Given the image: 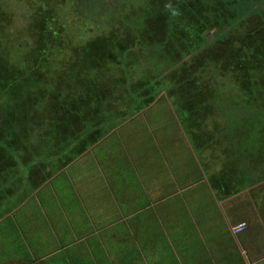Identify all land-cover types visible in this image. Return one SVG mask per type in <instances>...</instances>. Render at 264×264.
<instances>
[{
  "label": "trees",
  "instance_id": "1",
  "mask_svg": "<svg viewBox=\"0 0 264 264\" xmlns=\"http://www.w3.org/2000/svg\"><path fill=\"white\" fill-rule=\"evenodd\" d=\"M107 1L0 0V261L247 264L219 203L264 212V0Z\"/></svg>",
  "mask_w": 264,
  "mask_h": 264
},
{
  "label": "rangeland",
  "instance_id": "2",
  "mask_svg": "<svg viewBox=\"0 0 264 264\" xmlns=\"http://www.w3.org/2000/svg\"><path fill=\"white\" fill-rule=\"evenodd\" d=\"M79 1V0H78ZM89 1H93L94 2V7H96L97 6V3L98 2H100V4H106L108 1L107 0H84V4L83 5H86L87 3H89ZM69 7L71 8L72 7V5H69ZM9 8L10 9H13V10H15V18H14V24L15 25H19V29L17 30V35L21 32V28H23V26H24V24H23V22L21 21V19L22 18H25L26 16H27V10H26V5H21L20 3H10L9 4ZM92 27V29H93V31H97V29H96V25H95V23L93 22V24L91 25ZM168 105H170L169 103H168ZM152 108V107H151ZM147 111V110H146ZM146 111H144V112H142V114H144ZM175 115V114H174ZM140 115H138V116H136L135 118H137V117H139ZM132 133H134L133 131H132ZM82 158V157H81ZM80 158V159H81ZM79 159V160H80ZM79 160H77V161H75V163H77ZM74 163V164H75ZM82 164V163H81ZM107 181H108V179H106ZM258 192H260V190L258 191ZM117 193L116 192H114V195L116 196V197H118L117 195H116ZM256 194H257V196H258V194L259 193H257L256 192ZM260 194H264V190H262V192H260ZM49 200V206H47V207H45L46 209H45V211H47V213L48 212H50V214H51V216H52V220H54L55 219V217L57 218V212H54V211H52L51 210V208H50V206H53L54 205V203H55V200L54 199H48ZM256 196L254 197V195H253V193L252 192H250V191H246V192H243V193H241V194H237V195H235V196H233V197H231L230 199H228V200H226V201H224L223 203H226V207H223V208H226V209H229V207L231 206V208H236V209H238V215H237V217H236V219H240V220H242L243 218H250V219H252V217H248V211H251V212H255V213H260V217H264V212L261 210V208H259V206H258V204H256ZM57 201V203L59 204L60 202H61V198H60V196H59V194H58V199L56 200ZM119 201V200H118ZM223 203H221V204H223ZM60 205V204H59ZM83 207L85 208V212H88L89 210L87 209V207H89L88 206V204H86V203H83ZM220 207V206H219ZM90 208V207H89ZM58 210V209H57ZM118 210H119V212H121V213H123V212H125V209H124V207H121L120 205L118 206ZM220 210L221 211H224V212H226V210H223V209H221V207H220ZM52 212V213H51ZM54 212V213H53ZM23 213V211H21L20 212V214H19V216L21 215ZM112 213H115L114 211L112 212ZM89 214V213H88ZM227 214H228V211H227ZM135 216V213H133L132 215H130V216H128V217H124V218H122L121 220H119L117 223H114L111 227H114L116 224H118V226H117V228L118 229H121V228H124V225L122 224V223H126V228L128 227V224H127V221L129 220V219H131L132 217H134ZM89 217H90V214H89ZM229 220H227L226 219V222H227V224H228V226H229V222H231L232 223V221H233V218L232 217H230L229 216V218H228ZM18 220V219H17ZM38 222V221H37ZM37 222L35 223V224H37ZM247 223V222H246ZM44 224V222L43 223H41V225H43ZM250 224H251V222H250ZM249 224V225H250ZM236 224L235 223H233V226H235ZM264 226V225H263ZM50 227H52V226H50ZM103 230H104V228H102ZM128 232L125 234V236H124V234L123 235H121L120 233H119V238L120 239H122L123 240V242L127 245V246H129V247H131V248H133V246H134V244L132 243L135 239H134V237H133V235H132V240L130 239V235H131V230H130V228L128 229H126ZM120 231V230H119ZM249 231H251V228H249ZM49 233H48V237H51L52 236V233H51V231H48ZM123 232V231H122ZM248 232V231H247ZM124 233V232H123ZM258 233V232H257ZM105 234L107 235V236H110V232L109 231H106L105 232ZM116 234H117V232H114V236H116ZM263 235H264V232H263V234H261V235H256V234H253V236H255L256 237V241H255V244H256V247L259 245V247H262V246H264V239L262 238L263 237ZM124 236V237H123ZM34 237H35V240H34V242H32V243H34V244H39V243H41V241H43L44 242V244L45 243H47V239H46V235H45V232L38 226V228L37 229H35V235H34ZM38 238V239H37ZM264 248L262 247V249H261V251L263 250ZM53 252V251H52ZM53 261H57L56 260V257H54L52 254H49V256H47L46 258H44V259H33V261H30V263L29 262H27L26 264H53L52 262ZM61 261H66V260H61ZM1 263H4V261H0V264ZM249 263V262H248ZM66 264H70V261H66ZM125 264H132L130 261H126V263ZM249 264H251V263H249Z\"/></svg>",
  "mask_w": 264,
  "mask_h": 264
},
{
  "label": "crops",
  "instance_id": "3",
  "mask_svg": "<svg viewBox=\"0 0 264 264\" xmlns=\"http://www.w3.org/2000/svg\"><path fill=\"white\" fill-rule=\"evenodd\" d=\"M54 191V190H53ZM39 192L40 191H38L37 193H35V196L36 197H38V194H39ZM55 193V192H54ZM39 200V199H38ZM39 205H40V203H39ZM227 205H226V203H223L222 204V207H221V209H223V210H226V212H224V211H222V214H223V216H224V218H225V220L227 219V220H229L228 218H229V216H230V208H231V206H230V208L229 209H226V208H223V207H226ZM231 209H233V208H231ZM227 211H228V214H227ZM44 213H46L45 212V210H44ZM248 217H252V219H250L249 218V222H251V224H250V228H251V231L250 232H252V231H255V230H257V227L259 228L258 229V231L261 233V232H264V226H262L261 225V228L259 227V225L261 224V222H260V220H259V216H258V214L257 213H255V212H251V211H248ZM231 217V216H230ZM248 219V218H247ZM242 223V222H241ZM238 225V224H237ZM237 225H235V226H237ZM235 226H233V224L231 223V222H229V230H231L232 231V229L235 227ZM34 228L35 229H37L38 228V226L36 225V226H34ZM232 228V229H231ZM35 229H34V233H35ZM51 232H52V235H55L56 237L58 236V232L56 231V230H54V228H51ZM104 230L103 229H99L98 230V228H96L95 230H94V233H93V236H96V235H99L101 232H103ZM72 232H73V234L75 235V240H76V242H74V243H72V246H74L76 243H85V245H87V248H89V244H88V242H87V240H88V238L90 237V236H86V237H83V239H81V240H79L78 238H77V234H76V232H75V230L73 229L72 230ZM232 233L234 234V232L232 231ZM248 234H249V232H247ZM131 234H132V231H131ZM263 234V233H262ZM47 237V236H46ZM234 237H235V240H236V243H237V245H238V248L240 249V251H241V253L243 254V256H244V258H245V261L247 262V264H249L250 262H249V259H248V257H247V252H246V249L247 248H253L254 246H250V245H248V243H247V240H246V236H242V237H239L238 235H235L234 234ZM48 238V237H47ZM46 238V239H47ZM43 242V241H42ZM48 243H49V246H48V249H53L54 248V246H53V244H54V242H53V239L52 238H49L48 239V241H47ZM133 243V242H132ZM94 260H96L95 258H94ZM5 261H17V262H13V263H3V264H21V262H18V261H23L22 259H14V260H5ZM249 262V263H248ZM126 263V261H109V262H107V263H105L104 261H94V264H125ZM132 264H133V261H132Z\"/></svg>",
  "mask_w": 264,
  "mask_h": 264
},
{
  "label": "built area",
  "instance_id": "4",
  "mask_svg": "<svg viewBox=\"0 0 264 264\" xmlns=\"http://www.w3.org/2000/svg\"><path fill=\"white\" fill-rule=\"evenodd\" d=\"M247 229H248V224L246 222H242L233 228V232L235 235H239L247 231Z\"/></svg>",
  "mask_w": 264,
  "mask_h": 264
},
{
  "label": "flooded vegetation",
  "instance_id": "5",
  "mask_svg": "<svg viewBox=\"0 0 264 264\" xmlns=\"http://www.w3.org/2000/svg\"><path fill=\"white\" fill-rule=\"evenodd\" d=\"M258 214V216H259V220H260V222H261V217H260V213H257ZM262 223V222H261Z\"/></svg>",
  "mask_w": 264,
  "mask_h": 264
},
{
  "label": "water",
  "instance_id": "6",
  "mask_svg": "<svg viewBox=\"0 0 264 264\" xmlns=\"http://www.w3.org/2000/svg\"><path fill=\"white\" fill-rule=\"evenodd\" d=\"M219 206H220V207H222V204H221V203H219ZM231 229H232V228H231ZM232 231H233V229H232Z\"/></svg>",
  "mask_w": 264,
  "mask_h": 264
}]
</instances>
